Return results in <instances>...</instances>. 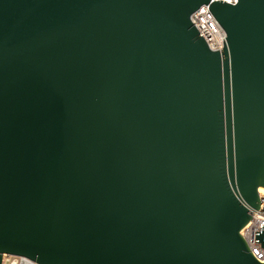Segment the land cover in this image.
I'll use <instances>...</instances> for the list:
<instances>
[{
    "label": "water",
    "instance_id": "obj_1",
    "mask_svg": "<svg viewBox=\"0 0 264 264\" xmlns=\"http://www.w3.org/2000/svg\"><path fill=\"white\" fill-rule=\"evenodd\" d=\"M210 2L0 0V264H264V0Z\"/></svg>",
    "mask_w": 264,
    "mask_h": 264
},
{
    "label": "built area",
    "instance_id": "obj_2",
    "mask_svg": "<svg viewBox=\"0 0 264 264\" xmlns=\"http://www.w3.org/2000/svg\"><path fill=\"white\" fill-rule=\"evenodd\" d=\"M222 1L235 5L238 0H211L210 4L201 6L191 16V21L199 34L208 44L210 50L217 52L224 49V39L227 34L221 27L210 10L213 2ZM260 209L256 210L251 221L242 230L241 234L250 248L251 254L261 263H264V248L259 240L264 235V195L260 194ZM2 264H37L35 261L24 256L3 255Z\"/></svg>",
    "mask_w": 264,
    "mask_h": 264
},
{
    "label": "bare ground",
    "instance_id": "obj_3",
    "mask_svg": "<svg viewBox=\"0 0 264 264\" xmlns=\"http://www.w3.org/2000/svg\"><path fill=\"white\" fill-rule=\"evenodd\" d=\"M259 193L262 194V195H264V189L263 188H260L259 189Z\"/></svg>",
    "mask_w": 264,
    "mask_h": 264
}]
</instances>
